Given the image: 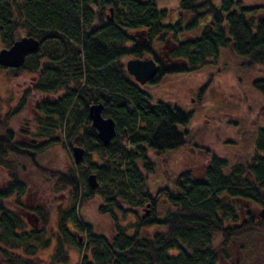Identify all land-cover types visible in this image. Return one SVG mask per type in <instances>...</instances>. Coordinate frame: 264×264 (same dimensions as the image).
I'll return each instance as SVG.
<instances>
[{
    "label": "trees",
    "instance_id": "obj_1",
    "mask_svg": "<svg viewBox=\"0 0 264 264\" xmlns=\"http://www.w3.org/2000/svg\"><path fill=\"white\" fill-rule=\"evenodd\" d=\"M158 1L0 0L4 48L24 37L41 44L21 68L0 66L11 77L33 76L31 91L39 96L25 117L31 93L7 113L0 101V167L6 172L0 264H69L73 250H84L78 264H229L234 245L243 257H264L258 244L264 243V218L258 225L255 216L264 210V124L255 128L254 155L245 163L231 164L204 148L208 162L201 177L188 171L175 182L168 175L157 178V160L191 145L193 113L154 100L125 62L152 57L162 66L150 82L157 85L165 76L192 74L232 54L245 62L243 68L262 74L251 83L252 93L264 99V5L181 0L172 21ZM158 46L167 50L163 57L154 53ZM99 103L104 117L116 122L108 147L89 119V108ZM20 115L16 132L11 122ZM60 144L85 149L84 162L76 170L38 169V157ZM90 174L100 183L95 191ZM29 175L60 192L57 210L55 200L46 206L29 202ZM161 199L167 206L159 217ZM92 202L109 218L108 234L82 212ZM148 205L151 214L145 216L140 212ZM121 217L134 222L124 227ZM77 234L86 235V246ZM51 248L50 258H43Z\"/></svg>",
    "mask_w": 264,
    "mask_h": 264
},
{
    "label": "rangeland",
    "instance_id": "obj_2",
    "mask_svg": "<svg viewBox=\"0 0 264 264\" xmlns=\"http://www.w3.org/2000/svg\"><path fill=\"white\" fill-rule=\"evenodd\" d=\"M180 1L159 0L158 6L161 9L166 8L172 17V21H174L179 17ZM240 1L249 6L264 5V0ZM108 14L110 15V13ZM3 49L5 48L0 41V52ZM166 51H160V56L163 57L162 54ZM130 58L125 59V62L131 60ZM243 63L245 62L240 61L232 54H227L219 65L203 68L192 74L168 75L157 85H152L149 82L142 87L154 100L169 102L184 112L193 113L190 128L195 137L190 138L192 140L191 145L182 151L157 160L160 163L157 178L168 175L166 179L175 182L181 173L188 171L201 177L208 162L206 151L203 152L204 148L213 150L230 161L231 164L245 163L253 157L255 128L264 124V116H262L261 110L264 106V99L259 94L252 93L251 82L259 79L260 76L258 75L262 74L243 68ZM32 81L33 76L24 74L23 76L11 77L7 70H0V101L4 113L19 105L27 92L31 93V100L23 115L25 117L26 114L32 112V104L35 102L32 103V99L39 97L31 91ZM204 87L205 91L201 94V89ZM200 94L203 96L201 100ZM211 103L213 107L209 106ZM22 120L21 115L12 120L11 127L16 132L21 129ZM73 150L74 148L68 144H60L52 148L48 154L45 153L38 157V163L41 165L40 168L37 166L38 169L76 170L77 164ZM167 162L168 164H166ZM5 180L6 172L0 167V185L4 184ZM28 180L32 189L29 202L34 203L32 205L46 206L47 203L52 204L51 200H55L56 203L52 210H57V206L60 205V192H52L48 185L43 183L42 177H32L31 175ZM165 206L167 205L161 199L158 205L159 217L164 213ZM82 212L84 215L87 214L85 215L87 220L93 224L98 232L102 231L101 233H103L104 231L108 234L112 225L109 218L99 214L97 202H92L87 211ZM140 213L150 216L151 209L150 207L142 209ZM121 220H123L121 225L124 227L134 222L133 218L125 221L121 217ZM257 224L260 225L261 223L258 222ZM82 235L86 246L88 238L85 234ZM258 244L264 248V243L258 242ZM234 247V255L229 264H264V257L257 259L252 255L243 257L246 253L239 254L236 245ZM51 250L52 248L47 250L43 258L49 259L52 255ZM83 252L84 250L82 252L73 250L69 264H78ZM1 259L3 258L0 256Z\"/></svg>",
    "mask_w": 264,
    "mask_h": 264
},
{
    "label": "water",
    "instance_id": "obj_3",
    "mask_svg": "<svg viewBox=\"0 0 264 264\" xmlns=\"http://www.w3.org/2000/svg\"><path fill=\"white\" fill-rule=\"evenodd\" d=\"M113 14V9H111ZM113 21V18H110ZM40 41L34 38L24 37L14 43L9 49L0 52V66L6 69H19L26 60V57L36 53L40 48ZM127 71L134 80L141 86L146 85L155 79L160 71L158 64L153 58L131 59L126 64ZM104 105L102 103L92 105L89 108V119L93 128L97 131L98 138L105 147H108L117 136L116 122L112 118H105L103 115ZM74 157L76 164L79 165L85 160V149L74 147ZM91 190L95 191L100 187V183L95 174H90L87 179ZM150 205H148L149 207ZM264 218V211L261 213ZM79 241L83 242L84 237L79 236Z\"/></svg>",
    "mask_w": 264,
    "mask_h": 264
},
{
    "label": "flooded vegetation",
    "instance_id": "obj_4",
    "mask_svg": "<svg viewBox=\"0 0 264 264\" xmlns=\"http://www.w3.org/2000/svg\"><path fill=\"white\" fill-rule=\"evenodd\" d=\"M143 44H144V45L146 44V40H144V43H143ZM169 49H170V51H171L172 49H174V46H171ZM160 51H163L161 46L157 47V48L155 49L154 53H156L157 55L160 56V54H161ZM150 57H151V56H150ZM166 57H167V59H166ZM166 57L163 58V64H165V65H166V62H168V55H166ZM151 58H152V57H151ZM156 63L158 64L159 69H161V67H162L161 64L158 63V62H156ZM263 211H264V210H263ZM263 211H262V212H263ZM262 212H260L259 214L255 215L256 218L259 220L260 223L263 221V218L261 217V213H262ZM244 216H245V214L242 213L241 217L243 218V222H246V218H245ZM35 225H36V224H35ZM35 225H33V227H34ZM36 226H37V225H36Z\"/></svg>",
    "mask_w": 264,
    "mask_h": 264
}]
</instances>
